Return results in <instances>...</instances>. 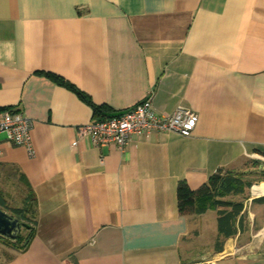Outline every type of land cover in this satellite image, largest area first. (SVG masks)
Masks as SVG:
<instances>
[{"label": "crops", "instance_id": "0c3cea01", "mask_svg": "<svg viewBox=\"0 0 264 264\" xmlns=\"http://www.w3.org/2000/svg\"><path fill=\"white\" fill-rule=\"evenodd\" d=\"M45 72L111 111L150 95L158 114L181 105L198 119L189 136L98 146L76 132L91 107ZM2 109L33 121L31 155L0 135V169L26 179L36 222L0 264H264V192L222 198L243 203V220L220 250L217 208L177 205L181 181L261 170L264 0H0Z\"/></svg>", "mask_w": 264, "mask_h": 264}, {"label": "trees", "instance_id": "16d2710c", "mask_svg": "<svg viewBox=\"0 0 264 264\" xmlns=\"http://www.w3.org/2000/svg\"><path fill=\"white\" fill-rule=\"evenodd\" d=\"M45 75L56 83L74 91L79 98L86 102L92 109L93 120L104 119L106 118L104 115L106 112H113L105 105L95 104L87 94L74 87V85L65 78L49 72H45ZM19 179L25 185L27 193L23 205L20 207L10 206L5 198V194L0 190V208L2 207L10 211V215L26 224V226L22 228L23 231H27L25 235L22 231L15 239H8L20 245H13L14 249L25 250L35 234L36 199L23 175H21ZM249 186H251V182L244 181L243 175L231 171H218L214 173L209 177L206 183L196 190H191L184 181H181L177 185L178 210L182 215H188L203 213L210 206L217 208L218 237L214 249L220 250L225 238L233 236L238 230L242 229L243 220V214L241 213L243 210V203L223 200L222 198L228 194H241L244 192L245 188ZM257 199L259 201H264L263 196ZM0 237H2V235H0Z\"/></svg>", "mask_w": 264, "mask_h": 264}, {"label": "built area", "instance_id": "2783aa9c", "mask_svg": "<svg viewBox=\"0 0 264 264\" xmlns=\"http://www.w3.org/2000/svg\"><path fill=\"white\" fill-rule=\"evenodd\" d=\"M197 119V113L181 105L171 113L158 114L149 95L123 114L85 123L77 127L76 132L78 137H87L95 145L114 143L123 149L132 139L151 131H172L189 136ZM32 125V119L20 110H0V135L11 144L24 146L29 155L33 153L30 137ZM252 187L251 194L254 195Z\"/></svg>", "mask_w": 264, "mask_h": 264}, {"label": "rangeland", "instance_id": "374dc122", "mask_svg": "<svg viewBox=\"0 0 264 264\" xmlns=\"http://www.w3.org/2000/svg\"><path fill=\"white\" fill-rule=\"evenodd\" d=\"M254 166L255 165L251 163L250 159H246V161L244 162L245 168L249 169L250 167L252 168ZM255 169H257L256 166ZM259 171L260 172L254 173V175H251L247 178L251 182V186L256 185V182H259V180H262L264 178V162H262L261 170ZM251 186L246 187V192L249 194H251ZM0 190L5 194V198L10 206L20 207L23 205L24 198L27 195L26 187L22 183V181H20L19 174L14 172L12 169H7L5 171L3 169H0ZM0 209L5 210L2 207ZM5 211L11 214L10 211ZM26 233L27 231L24 230L23 234L25 235ZM8 239L9 238L4 236L0 237V257L9 255L10 252L8 251H11L14 248L13 245L20 246L15 242L9 241ZM193 254L196 253L193 252Z\"/></svg>", "mask_w": 264, "mask_h": 264}, {"label": "water", "instance_id": "95a60500", "mask_svg": "<svg viewBox=\"0 0 264 264\" xmlns=\"http://www.w3.org/2000/svg\"><path fill=\"white\" fill-rule=\"evenodd\" d=\"M126 110L106 112L104 115L107 118L116 117L123 114ZM24 226H26L24 222L0 209V235L15 239Z\"/></svg>", "mask_w": 264, "mask_h": 264}, {"label": "bare ground", "instance_id": "6f19581e", "mask_svg": "<svg viewBox=\"0 0 264 264\" xmlns=\"http://www.w3.org/2000/svg\"><path fill=\"white\" fill-rule=\"evenodd\" d=\"M252 191L254 194H260L264 192V182L256 184L252 187Z\"/></svg>", "mask_w": 264, "mask_h": 264}]
</instances>
